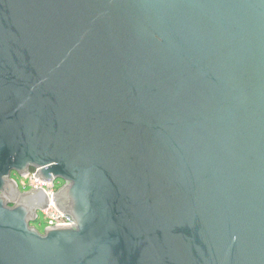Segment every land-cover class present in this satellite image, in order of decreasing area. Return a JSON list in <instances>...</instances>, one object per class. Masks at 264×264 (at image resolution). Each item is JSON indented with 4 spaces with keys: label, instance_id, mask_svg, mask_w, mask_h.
<instances>
[{
    "label": "water",
    "instance_id": "water-1",
    "mask_svg": "<svg viewBox=\"0 0 264 264\" xmlns=\"http://www.w3.org/2000/svg\"><path fill=\"white\" fill-rule=\"evenodd\" d=\"M0 264H264V0H0Z\"/></svg>",
    "mask_w": 264,
    "mask_h": 264
},
{
    "label": "built area",
    "instance_id": "built-area-1",
    "mask_svg": "<svg viewBox=\"0 0 264 264\" xmlns=\"http://www.w3.org/2000/svg\"><path fill=\"white\" fill-rule=\"evenodd\" d=\"M38 173L39 169H31V175L22 177L21 184L24 186V188H30L29 191L31 192H36L40 189H43L49 195V206L39 210L46 222V229L54 227L73 226L74 221L70 216L64 214L58 208L54 199V194L57 193L58 190L63 186L64 181L62 185L60 184L58 178H53L52 182H44L35 178V176H38Z\"/></svg>",
    "mask_w": 264,
    "mask_h": 264
},
{
    "label": "rangeland",
    "instance_id": "rangeland-1",
    "mask_svg": "<svg viewBox=\"0 0 264 264\" xmlns=\"http://www.w3.org/2000/svg\"><path fill=\"white\" fill-rule=\"evenodd\" d=\"M12 180H14L15 182H17L19 190L21 192H27L30 190V188H24V186L21 184V176L17 173H12L11 175ZM60 184H63V180L59 179ZM32 225L35 226L39 231L44 232V230L46 229V222L43 219L42 214L39 212V218L37 219V221L32 222Z\"/></svg>",
    "mask_w": 264,
    "mask_h": 264
},
{
    "label": "flooded vegetation",
    "instance_id": "flooded-vegetation-1",
    "mask_svg": "<svg viewBox=\"0 0 264 264\" xmlns=\"http://www.w3.org/2000/svg\"><path fill=\"white\" fill-rule=\"evenodd\" d=\"M11 179H12V177H11Z\"/></svg>",
    "mask_w": 264,
    "mask_h": 264
}]
</instances>
